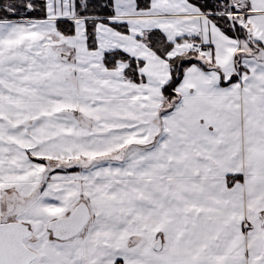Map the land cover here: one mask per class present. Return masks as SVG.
Listing matches in <instances>:
<instances>
[{"label":"snow or ice","instance_id":"6c2138e0","mask_svg":"<svg viewBox=\"0 0 264 264\" xmlns=\"http://www.w3.org/2000/svg\"><path fill=\"white\" fill-rule=\"evenodd\" d=\"M0 264H264V0H0Z\"/></svg>","mask_w":264,"mask_h":264}]
</instances>
